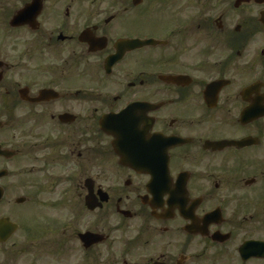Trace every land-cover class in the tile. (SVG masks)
Instances as JSON below:
<instances>
[{"label": "flooded vegetation", "instance_id": "1", "mask_svg": "<svg viewBox=\"0 0 264 264\" xmlns=\"http://www.w3.org/2000/svg\"><path fill=\"white\" fill-rule=\"evenodd\" d=\"M0 264H264V0H0Z\"/></svg>", "mask_w": 264, "mask_h": 264}]
</instances>
